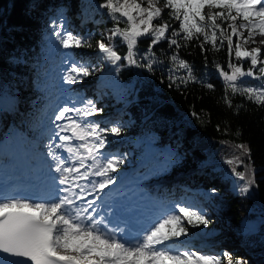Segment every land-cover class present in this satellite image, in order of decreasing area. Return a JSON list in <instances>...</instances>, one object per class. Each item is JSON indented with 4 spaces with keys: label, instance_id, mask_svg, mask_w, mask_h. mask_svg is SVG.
Returning <instances> with one entry per match:
<instances>
[{
    "label": "snow or ice",
    "instance_id": "snow-or-ice-1",
    "mask_svg": "<svg viewBox=\"0 0 264 264\" xmlns=\"http://www.w3.org/2000/svg\"><path fill=\"white\" fill-rule=\"evenodd\" d=\"M99 8L105 9L112 21V27L96 41L100 59L117 68L121 66L118 62L126 61L151 72L154 64L163 63L154 48L166 43L171 50L170 88L199 82L213 89L212 84L197 80L193 66L181 56V49L195 40L201 53L226 49V67L216 61L213 65L224 81L223 100L229 108L235 95L264 106V56L259 47H245L255 44L257 36L264 37V0H104ZM54 35L66 50L92 47L91 34H74L62 21ZM144 40L148 47L141 56L138 45ZM117 41L126 48L125 54L119 53ZM260 43L264 45V39ZM69 60L63 77L69 85L98 70L71 57ZM244 61L249 62L247 68ZM246 78L260 83L245 85ZM80 103L81 107L63 106L55 113V129L46 145L47 156L55 162L50 169L58 174L52 179L64 187L50 198L0 192V264H224V258L226 264H247L234 260L228 252L222 257L198 252L181 239L190 235L188 225L196 228L210 223L203 209L188 203L173 205L134 233L113 225L109 213L98 210L97 201H102L100 194L106 195L105 189L115 183L111 174L123 163V158H111L102 151L106 134L120 136L122 128L101 127L90 119L98 111L95 102ZM234 147L250 159L248 145ZM225 163L243 182L240 194H248L254 184L250 164L245 165L241 156ZM241 165L244 171H237ZM90 196L93 199H88Z\"/></svg>",
    "mask_w": 264,
    "mask_h": 264
},
{
    "label": "trees",
    "instance_id": "trees-1",
    "mask_svg": "<svg viewBox=\"0 0 264 264\" xmlns=\"http://www.w3.org/2000/svg\"><path fill=\"white\" fill-rule=\"evenodd\" d=\"M103 2L0 0V99L10 96L17 101L13 110L0 109V141L7 137L10 126L23 128L32 121L37 110L24 106L26 98L34 94L38 98L35 105L44 104L46 93L31 87L28 81L30 77L40 78L41 67L45 66L42 56L46 34L63 18L68 31L82 37L92 36V47L71 49V53L86 63H96L98 70L72 87L95 102L98 111L93 117L100 119L101 127L122 128L120 136L106 134L114 158H123L118 174L127 168L138 169L145 144L149 143L154 153L137 172L146 178L145 183L159 185L155 199L165 204L168 200L182 202L190 193L203 195L221 215L215 223H209L221 233L215 248L217 254L222 257L228 252L234 259L233 245H236L247 264H264V106L235 95L231 97L233 107L229 108L223 100L224 81L213 65L216 61L226 67V49L201 53L195 40L187 49H181V56L191 63L197 80L212 84L213 89L199 82L170 88L167 77L171 50L166 43L154 48L156 57L163 63L154 64L151 72L126 61L118 62L121 66L117 68L100 59L96 41L112 27L107 11L99 8ZM164 19H168L166 14ZM117 44L119 53L125 54L126 48L118 41ZM147 47V40L139 43L138 54L142 56ZM206 48L210 49L211 45ZM141 63L147 61L141 60ZM244 65L247 68L249 62L244 61ZM96 75L101 78L97 82ZM244 83L258 85L260 82L246 78ZM116 107L120 109L113 112ZM25 112L27 117L22 116ZM24 132L35 137L32 129L26 128ZM136 138L141 139L138 144ZM236 144L248 145L250 159L242 156L234 147ZM235 156H241L245 165L250 164L254 184L246 195L239 192L243 182L232 175L225 163ZM0 160L13 163L4 149ZM237 171H244V165ZM161 180L166 183H158ZM242 220L254 224V232L249 236L241 237L231 231ZM185 238L181 239L185 241ZM222 245H230L231 251L221 249Z\"/></svg>",
    "mask_w": 264,
    "mask_h": 264
},
{
    "label": "rangeland",
    "instance_id": "rangeland-1",
    "mask_svg": "<svg viewBox=\"0 0 264 264\" xmlns=\"http://www.w3.org/2000/svg\"><path fill=\"white\" fill-rule=\"evenodd\" d=\"M205 12H207V9H205ZM61 21L63 22L64 28L66 29L63 18H59L58 22L55 25L51 26V30L48 32V34H46L45 44H44L45 54L42 56L44 59L42 60L43 61L42 65H44L45 63V66L41 67L42 70L39 72L40 78L38 80L37 79L32 80L34 77H30L28 81L31 84V87L36 86V88H39L42 93H46L45 98H43L45 100V103L41 104L40 102L36 106L35 102L38 98L34 94H31L28 98H26L23 101L24 106L26 108L31 107L30 108L31 110L34 108H36L37 110L32 118V121H30V123L27 122L28 125H25L26 126L25 128H28L29 130L30 129L33 130L35 137L26 138L28 135L24 131L21 133V136H17L15 134L16 128L13 127L14 128L13 129L11 126L9 127L6 133L7 137L4 139V141L2 142L0 141V155L2 149L1 146L3 145L5 151L9 155H11V159L14 165L7 162H1L0 160V173L3 175L4 174L11 175L12 178H14L15 177L14 173L19 172V174L22 175L24 173H27L29 177H31L41 172L40 169H36V168L44 167L42 166L43 164L45 163L50 164L51 162V157L47 156L48 149L46 147L47 145L46 137L49 135V132L51 133V131L50 128L47 127L48 114L45 113L44 109L47 106L49 107L48 110H51L53 107L52 104L54 103V106L56 105L55 95H57V89H58L56 78L60 75L62 76V78L65 76V73L61 72V70L65 71V68L69 66L71 62L69 60V57H71V60H76L73 57L71 50L64 49L54 35V30L59 26V23ZM245 35H247V33H245ZM262 39H264V37L257 36L256 37L257 42L255 44L245 45V47H259L261 48V53H264V45L260 43ZM50 61H54V62L56 61V62L55 64H50ZM77 61H80L81 63H86L85 60H77ZM64 62L67 63V65H63ZM88 64H90L94 68H98L96 66V63L89 62ZM94 73H96V71ZM95 77H97V75ZM67 85H68V92L71 93V97L73 99L75 106L81 107L82 106V104L80 103L81 100L85 102L87 100H92L91 98H87L88 97L87 94L83 95L75 88H72L71 85L69 84ZM11 102L16 103L17 101L16 99H10L9 103ZM0 105H6V104L0 101ZM22 116L27 117V113L26 112L23 113ZM90 119L97 122H99L100 120L98 117H93V116L90 117ZM12 139L13 141L11 143ZM9 141H10V145H9ZM36 141H38L39 144H36ZM14 144L18 146V150L16 151L12 149V146H14ZM110 147L111 146H108V144L106 143L102 151L106 156L113 158V156H111V154L109 153V151L112 150V148ZM148 149L149 152L146 153L145 158L150 156L152 150L150 147H148ZM145 158L143 160H145ZM111 175L113 176L115 183L109 185V188H112L113 186L116 185H118V187L116 188L117 190L125 189L126 187H129L128 191H135L137 195L143 196L142 199L143 201H145L144 202L145 204L147 203V201L152 200L153 203V200H155L152 196V193L154 190H156V188L159 187L158 184H152V185H149L148 183L145 184L143 177H138V176L131 177L130 173L128 175L125 174L120 178H117V171L115 173H112ZM147 177L149 178L150 175H147ZM122 182H124L125 184H122ZM158 183L164 184L166 182L160 181ZM231 184L233 185L234 183ZM108 189H105V192H107ZM186 198L188 204L203 209V211L206 214V218L209 219L210 222L212 221V223H215L214 221H216L219 217H221V215L217 212V210L206 202L203 195H199L197 193H190L188 194V196H186ZM152 203L149 204L152 205ZM171 205L172 204L169 203L167 208L169 209L170 207H172ZM186 223L187 222L185 221V224ZM251 224L254 226L253 223ZM225 225H227V223ZM252 225L251 227L254 229ZM188 228L190 235L185 238V241L189 243V247L192 246L191 248L197 250L198 252L217 254L215 248L218 238H220L221 236L219 229L212 228L211 224H208L207 226L200 225L196 228H193L190 225H188ZM220 247H222L221 249H226V250L229 249L231 251L230 245H222ZM233 249L235 250V253H233L234 260L239 259L244 261L242 257L243 253L241 252V248H239L236 245H233ZM238 252H240L239 255ZM224 264H226V258H224Z\"/></svg>",
    "mask_w": 264,
    "mask_h": 264
},
{
    "label": "bare ground",
    "instance_id": "bare-ground-1",
    "mask_svg": "<svg viewBox=\"0 0 264 264\" xmlns=\"http://www.w3.org/2000/svg\"><path fill=\"white\" fill-rule=\"evenodd\" d=\"M42 166H48V164H43ZM95 179H98L99 177H94ZM28 179V178H27ZM100 179V178H99ZM26 187H28V188H30V187H32V185H29V186H26ZM18 190H28V189H21V188H16V189H13V191H18ZM113 191H115V189L113 188V190H109L108 191V194L107 195H109L110 193L111 194H113L114 192ZM118 190H116V192H117ZM126 195H125V197L127 198V199H129V198H133L134 199V201H138V202H141L142 203V201H143V196H141V195H137L136 193H135V191H130L129 193H127V192H124ZM121 193H115L114 195H116L119 199L118 200H120V199H123L122 197H121V195H120ZM123 203L125 204V205H123ZM129 203V200H124L122 203H120L119 204V210H121L122 209V211H121V213H123V214H125V207H126V204H128ZM139 209V208H138Z\"/></svg>",
    "mask_w": 264,
    "mask_h": 264
}]
</instances>
